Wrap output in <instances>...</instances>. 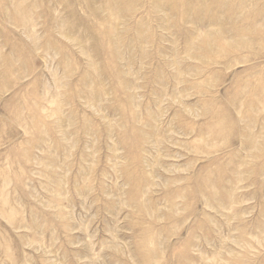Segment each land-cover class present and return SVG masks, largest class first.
<instances>
[{"label": "rangeland", "instance_id": "obj_1", "mask_svg": "<svg viewBox=\"0 0 264 264\" xmlns=\"http://www.w3.org/2000/svg\"><path fill=\"white\" fill-rule=\"evenodd\" d=\"M0 264H264V0H0Z\"/></svg>", "mask_w": 264, "mask_h": 264}]
</instances>
